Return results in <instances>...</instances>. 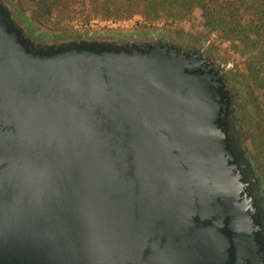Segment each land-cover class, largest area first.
Instances as JSON below:
<instances>
[{
	"label": "water",
	"instance_id": "water-1",
	"mask_svg": "<svg viewBox=\"0 0 264 264\" xmlns=\"http://www.w3.org/2000/svg\"><path fill=\"white\" fill-rule=\"evenodd\" d=\"M17 13L0 0V264H264L215 54Z\"/></svg>",
	"mask_w": 264,
	"mask_h": 264
},
{
	"label": "trees",
	"instance_id": "trees-1",
	"mask_svg": "<svg viewBox=\"0 0 264 264\" xmlns=\"http://www.w3.org/2000/svg\"><path fill=\"white\" fill-rule=\"evenodd\" d=\"M31 16L39 21H120L135 16L141 25L178 22L197 11L210 33L232 37L249 55L247 72L261 91L264 104V0H25Z\"/></svg>",
	"mask_w": 264,
	"mask_h": 264
},
{
	"label": "rangeland",
	"instance_id": "rangeland-1",
	"mask_svg": "<svg viewBox=\"0 0 264 264\" xmlns=\"http://www.w3.org/2000/svg\"><path fill=\"white\" fill-rule=\"evenodd\" d=\"M15 8L17 15L28 19L33 31L40 36H62L65 34L80 35L87 33H132L146 36L151 32L161 31L167 36H172L175 41L191 40L200 38L205 41L213 54L215 60L218 59L226 64V69L236 72L246 84V92L249 97L248 103L252 106L250 122L254 126L257 139L264 142V104L261 91L257 89L249 80L247 72L248 53L236 43L232 37L222 32L210 33L203 27L199 12L187 13L178 22L161 21L155 24L141 25L139 17L111 22L109 25L101 24L104 20L96 19L89 22L76 20H60L52 17L48 20L39 21L31 16L27 9L25 0H9ZM261 141V142H262Z\"/></svg>",
	"mask_w": 264,
	"mask_h": 264
},
{
	"label": "flooded vegetation",
	"instance_id": "flooded-vegetation-1",
	"mask_svg": "<svg viewBox=\"0 0 264 264\" xmlns=\"http://www.w3.org/2000/svg\"><path fill=\"white\" fill-rule=\"evenodd\" d=\"M181 42L187 48L210 49L205 44V41H201L200 38L187 39ZM206 57H209V55H206ZM212 59L214 60L215 58ZM212 67L218 73L224 72L223 82L225 83L226 89L230 92V100L234 110V123L239 131L243 147L246 150V157L249 159L253 173L258 179L259 193L264 203V142L257 139L258 137L256 136L254 126L252 127L250 122L252 106L248 103L249 97L246 92V84L236 72L231 69H226L224 62L216 59Z\"/></svg>",
	"mask_w": 264,
	"mask_h": 264
},
{
	"label": "built area",
	"instance_id": "built-area-1",
	"mask_svg": "<svg viewBox=\"0 0 264 264\" xmlns=\"http://www.w3.org/2000/svg\"><path fill=\"white\" fill-rule=\"evenodd\" d=\"M111 23V21H104V22H102L101 24L103 25V24H106V25H109Z\"/></svg>",
	"mask_w": 264,
	"mask_h": 264
}]
</instances>
